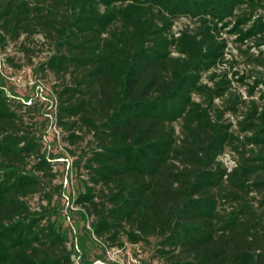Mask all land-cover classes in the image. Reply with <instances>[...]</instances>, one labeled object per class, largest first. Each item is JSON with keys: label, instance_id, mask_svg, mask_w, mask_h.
I'll return each mask as SVG.
<instances>
[{"label": "trees", "instance_id": "16d2710c", "mask_svg": "<svg viewBox=\"0 0 264 264\" xmlns=\"http://www.w3.org/2000/svg\"><path fill=\"white\" fill-rule=\"evenodd\" d=\"M39 34L84 224L0 67V264H264V0H0L1 50Z\"/></svg>", "mask_w": 264, "mask_h": 264}, {"label": "rangeland", "instance_id": "374dc122", "mask_svg": "<svg viewBox=\"0 0 264 264\" xmlns=\"http://www.w3.org/2000/svg\"><path fill=\"white\" fill-rule=\"evenodd\" d=\"M177 25L180 26L182 24ZM27 48H30L29 53L26 51ZM52 52L53 46L46 42L44 35L39 34L33 41L29 42H26L22 37L19 41L10 42L6 50L0 49V67L7 75V89L10 92H15L20 101L31 103L32 100H25L27 97L35 101L33 108L31 107L30 110H27V113H30L29 121L34 123V130L43 136L47 150L50 153L62 155V157L54 159L56 161L55 169L59 173L55 181L57 183L63 182L67 186L64 197L58 203L59 208H64L71 215V218L67 219L68 222L71 221L73 224L74 222H79L82 228L84 222L80 214L77 213L78 209L73 205V202L79 191L83 190L81 178H86V175L85 171H81L83 175L80 178V173L72 170L75 156L69 149L78 151L80 147L86 145V142L78 146H69L64 139L62 129L56 124L54 90V85L57 82L56 78L49 73L41 75L37 72L40 64L48 59ZM9 57H13L14 63L8 61ZM245 60V57L239 54L238 61L243 62ZM18 65L21 66L18 67ZM242 90L246 93L244 89ZM47 105L48 110H46ZM37 202L34 199L32 205H39ZM157 240L156 237H153L149 244L129 245L125 251L117 248H108L106 255L110 260L116 261L118 264H167L164 258L158 256L156 250ZM92 252L94 257L101 255V246L92 244ZM96 262L103 263L101 260Z\"/></svg>", "mask_w": 264, "mask_h": 264}, {"label": "built area", "instance_id": "2783aa9c", "mask_svg": "<svg viewBox=\"0 0 264 264\" xmlns=\"http://www.w3.org/2000/svg\"><path fill=\"white\" fill-rule=\"evenodd\" d=\"M228 56L230 57L231 54L229 53ZM243 94L246 95V93H244V91H243ZM221 159L223 160L224 163L226 162L225 165L227 166V168L229 170H231L233 167H235L237 165L236 156H235V153L233 151L225 152L221 156Z\"/></svg>", "mask_w": 264, "mask_h": 264}]
</instances>
